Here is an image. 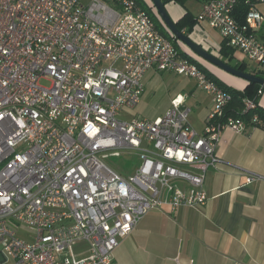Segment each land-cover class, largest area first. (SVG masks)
<instances>
[{
  "label": "built area",
  "instance_id": "1",
  "mask_svg": "<svg viewBox=\"0 0 264 264\" xmlns=\"http://www.w3.org/2000/svg\"><path fill=\"white\" fill-rule=\"evenodd\" d=\"M236 5L205 0L197 20L264 79V16L251 5L239 24ZM170 37L136 0H0V250L14 264H112L149 211L208 200L202 186L220 163L222 130L247 126L225 119L230 94L178 56ZM152 69L193 79L211 97L201 133L181 96L154 121L122 118ZM122 153L139 159L133 173L106 162Z\"/></svg>",
  "mask_w": 264,
  "mask_h": 264
},
{
  "label": "crops",
  "instance_id": "2",
  "mask_svg": "<svg viewBox=\"0 0 264 264\" xmlns=\"http://www.w3.org/2000/svg\"><path fill=\"white\" fill-rule=\"evenodd\" d=\"M203 1H198V12ZM165 9L174 23L186 13L191 14L195 23L187 36L220 58L219 50L224 40L217 31L198 21L199 15H194L196 13L186 4L169 2ZM259 35L264 40V24ZM236 56L242 55L234 51L232 63H242ZM204 63L227 86L236 90L246 87V81L227 76ZM157 74L184 79L183 85L175 88L173 93L170 91L169 96L172 100L177 96L184 98V107L189 109L188 124L201 133L212 109V100L194 80L149 70L143 79V93L138 105L145 87L155 81ZM261 96L259 106L264 109V92ZM130 111L123 112L122 118L146 119L130 116ZM159 116L155 115V118ZM217 154L220 163L216 169L206 172L202 186L208 200L193 207L172 209L165 205L146 213L134 230L119 241L112 253V264H264V130L248 128L243 134L222 130ZM249 176L257 179L246 183ZM16 231L23 239L31 240V234L26 230ZM9 260L0 250V264Z\"/></svg>",
  "mask_w": 264,
  "mask_h": 264
},
{
  "label": "trees",
  "instance_id": "3",
  "mask_svg": "<svg viewBox=\"0 0 264 264\" xmlns=\"http://www.w3.org/2000/svg\"><path fill=\"white\" fill-rule=\"evenodd\" d=\"M164 4H167L169 2H174L178 4H184L185 0H161ZM201 1V0H198ZM203 1V0H202ZM136 2L141 6V8L145 11H147L150 15V18L154 22L156 28L157 24L159 25V19L157 16L153 13H151V8L148 7L144 0H136ZM260 2L258 0H237V5L235 7V10L233 12V17L239 24H243L245 21V16L248 11V8L251 5H257ZM195 23L194 18L191 16V14L186 13L179 21L175 23L176 27L183 31L187 35L191 30ZM161 24V23H160ZM159 30V29H158ZM159 32L167 39H170V33L168 30L164 31L162 29L159 30ZM174 49L178 56L182 58H188L190 62L196 64V66L204 72L209 79L214 81L220 88L224 89L228 94H230L231 100L227 104V106L224 109V115L225 119L228 117H231L235 120L243 121L247 129L248 128H257L264 130V109L259 106V101L261 98V94H258V91L261 89L259 85L255 84H249L247 83L246 87L243 90H236L229 86H227L225 83H223L221 80H219L216 76H214L204 65H201L197 61H195L191 56H189L187 53L183 52L176 40L173 42ZM233 52L234 50L230 47H228L224 41V44L220 47L219 55L220 58L232 66L233 68L240 70L242 72L252 74L254 75L255 72L249 71L246 68V66L243 63L239 62H233ZM259 75V74H256ZM260 78H262V75H259ZM249 100L256 104V108L253 110H246L244 101ZM255 119V121H253Z\"/></svg>",
  "mask_w": 264,
  "mask_h": 264
},
{
  "label": "rangeland",
  "instance_id": "4",
  "mask_svg": "<svg viewBox=\"0 0 264 264\" xmlns=\"http://www.w3.org/2000/svg\"><path fill=\"white\" fill-rule=\"evenodd\" d=\"M90 0H81L83 5H89ZM146 5L149 7H152V4L150 0H145ZM184 4L187 5V7L193 12L196 13L194 15L198 16L201 11L198 12V0H185ZM154 12L155 9L153 8ZM259 12L264 15V4L258 5ZM153 13V12H152ZM157 16V14H156ZM158 18V16H157ZM159 19V18H158ZM159 25L157 24L158 29L166 30L167 28L164 26V24L159 20ZM181 50L185 53H189V55H193L191 51H189L183 44L180 45ZM190 55V56H191ZM239 61H242V63L246 66L248 70H255L257 65L255 63H252L245 59L244 57L236 56ZM195 60H197L198 63L203 65L205 61L202 59H197L195 57ZM207 63V62H205ZM204 63V64H205ZM208 64V63H207ZM210 65V64H209ZM206 66V65H204ZM212 68H215L216 70L220 71L221 73L230 76L232 78H236L235 76H232L228 73H224L221 69H218L211 65ZM158 77L154 78L155 81L151 82L149 85L145 87V94L142 98L141 104L137 105L134 110L130 111V116L136 115L143 118H146L150 121H154L157 118H155V115H160L159 117L162 118L165 112L167 111L166 107L168 106V102L172 99L169 96V92L171 91L173 93L174 89L177 87H181L183 85L184 79L183 78H176L171 74L163 75V74H157ZM193 80V79H191ZM242 80V79H240ZM188 82H193L188 80ZM43 86H46V82L41 83ZM194 84V82H193ZM201 90V89H200ZM264 92V91H263ZM174 97V96H173ZM262 97V96H261ZM261 99V98H260ZM171 104V102H170ZM170 107V106H169ZM166 110V111H165ZM108 164H110L114 169L115 167L124 169L127 171H124L122 174L126 175L128 173H133V171L138 167L140 161L135 155H131L128 153H122L119 158H110L106 161ZM116 168V171L119 170ZM126 173V174H125ZM18 231H20L19 228ZM20 235V232L18 233ZM4 264H14L13 261L9 260L8 262Z\"/></svg>",
  "mask_w": 264,
  "mask_h": 264
},
{
  "label": "water",
  "instance_id": "5",
  "mask_svg": "<svg viewBox=\"0 0 264 264\" xmlns=\"http://www.w3.org/2000/svg\"><path fill=\"white\" fill-rule=\"evenodd\" d=\"M153 8L156 11L158 18L167 28L168 32L174 37V39L178 42L179 46L183 44L189 51H191L197 58L204 60L208 64L221 69L222 71L235 76L239 79L246 81L249 84L259 85L264 89V79L259 76H255L252 74H248L237 70L224 62L218 56H215L202 48V46L194 43L186 34H183L180 31L175 23L170 19L169 15L166 12L165 4L161 0H150Z\"/></svg>",
  "mask_w": 264,
  "mask_h": 264
}]
</instances>
